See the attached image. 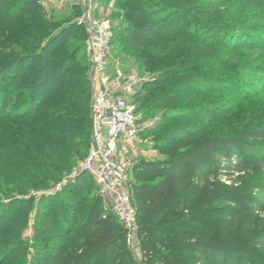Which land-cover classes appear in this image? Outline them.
Wrapping results in <instances>:
<instances>
[{"label":"trees","instance_id":"trees-1","mask_svg":"<svg viewBox=\"0 0 264 264\" xmlns=\"http://www.w3.org/2000/svg\"><path fill=\"white\" fill-rule=\"evenodd\" d=\"M0 1V14L5 3L14 2L20 14L0 20V29L5 26L9 39L3 47L0 77L15 75L14 80L0 83V206L18 203L20 213L32 198L25 199V195L36 194L70 175L88 153L90 61L86 59V32L80 25L84 33L73 34L62 47L63 54L54 60L57 76L49 77L52 61L47 58L39 69L25 68L20 76L23 81L18 83L14 68L55 47L58 39L79 25L67 23L65 17H48L41 6L43 0ZM134 1L137 3L122 11L124 25L114 43L126 56H133L139 68L159 74L134 95V102H140V110L148 115L162 101L173 100L170 92L174 90L167 86L193 83L199 76L192 73L201 62L197 56L209 54L211 45L199 38L196 29L188 31L174 14L164 15L168 6L177 4ZM134 17L138 20L133 21ZM78 52H84V63L75 62ZM200 76L208 78L205 73ZM197 112L208 113L206 108L196 111L190 104L183 109L170 107L164 118H193ZM166 131L169 143L157 146L162 157L141 159L132 171L139 258L126 243L124 226L111 213L103 215L98 196L78 226L67 221V208L60 204L52 224L67 242L55 244L40 263L264 264V219L256 215L264 211V197H250L254 190L264 193L259 183L264 170L262 175L257 171L264 166V154L257 151L260 145L253 144L264 138V121L236 134L193 144L189 141L195 133L186 125ZM229 173L239 175L226 184L220 177ZM88 177L94 182L86 173L77 180ZM68 195L67 203L75 204L77 193ZM57 198L59 195H42L39 200L50 212L49 206ZM19 235L10 233L13 240H19ZM36 237L39 243L43 240L41 235Z\"/></svg>","mask_w":264,"mask_h":264},{"label":"rangeland","instance_id":"rangeland-1","mask_svg":"<svg viewBox=\"0 0 264 264\" xmlns=\"http://www.w3.org/2000/svg\"><path fill=\"white\" fill-rule=\"evenodd\" d=\"M121 1L124 0H101L100 3L99 16L107 19L113 35L109 73L144 77L147 79L145 83L156 81L159 78L157 72L144 70V67L139 68L134 57L126 56L114 43L120 27L124 25L122 19L124 7L137 3L129 0L126 4H120ZM141 1L144 0L138 2ZM151 1L177 4L174 7L168 6L164 15L170 17L174 14L184 23L188 31L196 29L195 33L201 40L211 45V49L209 54L197 56L201 62L194 65L192 73L199 76L193 78V83L183 86L178 84L167 86L174 90L170 92L173 100L162 101L154 109L149 110L148 115L140 110L142 106L136 101L141 132L140 140L132 153L133 158L138 162L141 159L151 160L162 157L157 146L169 143L170 138L166 130L175 125H186L195 133L189 141V144H193L209 137L236 134L242 128L253 127L264 121V0ZM15 3L3 5L4 12L0 14V20L20 17L19 8ZM41 6L48 17H65L67 23L72 21L79 26L58 39L55 47L43 52L34 60L26 61L14 68V71H17L18 83L23 81L20 76L25 68L39 69L47 58L52 61L48 66L49 77L57 76L58 72H54L52 66L56 56L63 54L62 47L67 41L73 39V34L84 33L79 23L81 6L76 0H43ZM137 20L138 18H133V21ZM4 27L0 29V67L3 64L1 57L5 53L3 47H6L9 42L6 38L7 29ZM79 37L84 39L83 35ZM83 56L84 52H78L75 55V62L84 63ZM86 59L88 60V56ZM204 73L210 80L201 78L200 75ZM14 76L12 78L1 76L0 83L14 80ZM190 104L195 106L196 111L204 107L208 113L200 115L197 112L193 118L182 117L173 120L164 118L165 111L170 107L183 109ZM253 144L260 145L261 149L257 151L263 155L264 138L255 140ZM83 158L78 161L75 168ZM263 170L264 166L258 168L259 175ZM129 175L132 181V173ZM222 175L224 176L220 177L221 180L226 184H231L239 173ZM69 176L73 175L67 174L58 182L52 183L47 189L38 191L36 194L25 195V199L32 198L23 204V211L20 213L18 203L0 206V264H42L39 261L48 256L50 248L55 244L64 245L67 242L62 232L53 228L52 224L53 217L59 215L60 204L67 208V221L78 226L92 203L98 198L97 186L89 177L77 180L78 176H76L65 182L64 180H67ZM259 183L264 186V179ZM69 192L77 193L78 198L75 204L67 203ZM42 195H50L54 198L59 195L60 198L55 199L49 206L52 211L49 212L48 208L42 205L39 200ZM250 197L263 198L264 193L258 194L254 190ZM108 213L110 212L103 209V215ZM75 215H77L76 221L73 218ZM256 215L257 218L264 219V211H259ZM74 230L77 231V227ZM15 232L20 234L19 240H13L10 237V233ZM37 235L43 238L40 243ZM131 250L139 258L138 246L136 245Z\"/></svg>","mask_w":264,"mask_h":264},{"label":"built area","instance_id":"built-area-1","mask_svg":"<svg viewBox=\"0 0 264 264\" xmlns=\"http://www.w3.org/2000/svg\"><path fill=\"white\" fill-rule=\"evenodd\" d=\"M67 1V0H62ZM81 6L79 23L86 32L90 61L91 142L85 158L66 181L81 173L95 182L102 208L126 229V243L137 245L131 177L136 164L132 153L140 140L141 123L134 95L147 79L109 73L112 31L100 18L101 0H76ZM131 248V249H132Z\"/></svg>","mask_w":264,"mask_h":264}]
</instances>
